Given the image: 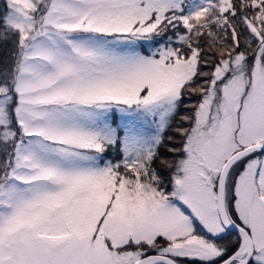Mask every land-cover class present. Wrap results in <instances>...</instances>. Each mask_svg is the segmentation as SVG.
<instances>
[{
  "label": "snow or ice",
  "instance_id": "1",
  "mask_svg": "<svg viewBox=\"0 0 264 264\" xmlns=\"http://www.w3.org/2000/svg\"><path fill=\"white\" fill-rule=\"evenodd\" d=\"M0 264H264V0H3Z\"/></svg>",
  "mask_w": 264,
  "mask_h": 264
},
{
  "label": "trees",
  "instance_id": "2",
  "mask_svg": "<svg viewBox=\"0 0 264 264\" xmlns=\"http://www.w3.org/2000/svg\"><path fill=\"white\" fill-rule=\"evenodd\" d=\"M3 6V0H0V9H2Z\"/></svg>",
  "mask_w": 264,
  "mask_h": 264
},
{
  "label": "rangeland",
  "instance_id": "3",
  "mask_svg": "<svg viewBox=\"0 0 264 264\" xmlns=\"http://www.w3.org/2000/svg\"><path fill=\"white\" fill-rule=\"evenodd\" d=\"M197 99V97H192V100H196ZM170 134V133H169Z\"/></svg>",
  "mask_w": 264,
  "mask_h": 264
}]
</instances>
